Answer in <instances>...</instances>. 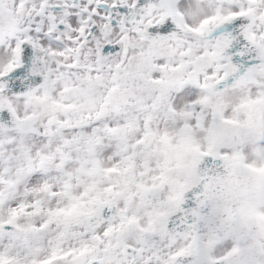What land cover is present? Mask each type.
<instances>
[{"label":"snow or ice","instance_id":"1","mask_svg":"<svg viewBox=\"0 0 264 264\" xmlns=\"http://www.w3.org/2000/svg\"><path fill=\"white\" fill-rule=\"evenodd\" d=\"M0 264H264V0H0Z\"/></svg>","mask_w":264,"mask_h":264}]
</instances>
